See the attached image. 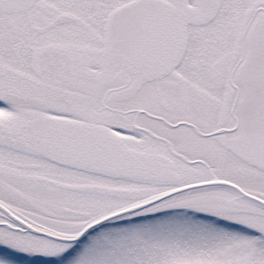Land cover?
Returning a JSON list of instances; mask_svg holds the SVG:
<instances>
[{
	"label": "snow or ice",
	"instance_id": "1",
	"mask_svg": "<svg viewBox=\"0 0 264 264\" xmlns=\"http://www.w3.org/2000/svg\"><path fill=\"white\" fill-rule=\"evenodd\" d=\"M0 264H264V0H0Z\"/></svg>",
	"mask_w": 264,
	"mask_h": 264
}]
</instances>
